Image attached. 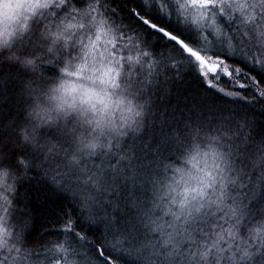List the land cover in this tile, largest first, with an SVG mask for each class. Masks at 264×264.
<instances>
[{
	"label": "snow or ice",
	"instance_id": "6c2138e0",
	"mask_svg": "<svg viewBox=\"0 0 264 264\" xmlns=\"http://www.w3.org/2000/svg\"><path fill=\"white\" fill-rule=\"evenodd\" d=\"M129 12L135 23L118 21L109 0H0V43H11L12 51L20 50L19 57L34 58L38 69L33 70L31 63L21 58L8 61L4 59L8 49L0 50V70L14 68L29 81L25 103L37 98L38 89L57 78L65 66V53L59 44V57L50 51L45 55L43 33L66 23L63 31L73 38L67 48L68 57L79 56L81 48L93 50L94 55L118 68L116 76L128 86V94L147 106L142 126L127 130L126 135L101 137L99 147L80 150L72 147L75 135L59 124L45 125L39 132V147L33 149L18 132L29 122L10 120L11 134L0 135V264H43L38 259L41 252L47 253L48 264H77L73 257L81 250L94 252L85 256L82 264H118L112 255L118 250L121 254L135 253L133 264H264V219H249L252 200L248 199L257 195L264 199V191L257 193L258 188L264 189V147L251 149L248 129L253 125L247 120L236 124L231 135L225 133L226 143H221L220 136L206 137L214 142L212 167L197 178L193 187L165 193L168 203L159 217L163 222L153 220L155 227L149 229L160 237L155 243H138L139 226L128 219H134L131 210L122 216L118 202L102 199L110 188L115 192L117 179L136 186L141 172L152 171L153 164L143 161L155 162L162 155L161 147L170 150L168 140L155 150L145 142L148 117L152 116L153 121L158 118L150 103L152 90L163 91L162 75L165 83L169 79L166 72L159 71L161 68L174 70L172 78L178 80L191 75L226 102L244 101L253 109L257 104L264 108V0H140L139 7ZM172 23L176 31L168 27ZM228 56H238L250 67L230 62ZM45 66L54 69V75L47 79ZM249 91L251 96L245 94ZM199 107L200 103L194 101L192 111ZM68 123L72 124L73 119ZM225 123L230 121L226 118ZM196 131L191 144L198 141L202 129ZM188 140L183 137V141ZM108 155L117 157V167L105 169L101 164L99 172L86 167L87 158ZM37 159L44 162L41 169L48 166L42 178L47 179L51 172L50 183L58 192L75 199L83 193L97 194L80 201L81 212L87 213L81 217L83 223L100 229L101 235L105 230H117L126 233V238L118 240L113 235L112 242L91 239L69 213L58 226L62 240L51 246L29 241L16 221V179L36 168ZM164 171L171 169L166 165ZM5 175L12 183H5ZM56 176L63 177V181L58 183ZM96 209H101L103 215ZM128 241L132 246L125 248Z\"/></svg>",
	"mask_w": 264,
	"mask_h": 264
},
{
	"label": "trees",
	"instance_id": "16d2710c",
	"mask_svg": "<svg viewBox=\"0 0 264 264\" xmlns=\"http://www.w3.org/2000/svg\"><path fill=\"white\" fill-rule=\"evenodd\" d=\"M109 4L116 9L118 21L123 19L124 22L135 23L129 9L139 7L140 0H109ZM141 10L143 11V9ZM168 27L174 31L177 30L175 23L169 24ZM180 34L188 35L187 32H181ZM155 39L153 37V40ZM157 47L159 48V45ZM227 59L230 62L239 63L246 69L250 67V65H245L238 56H228ZM159 71L162 74L166 72L169 79L165 83L162 75L160 83L163 91L156 88L152 90L150 103L152 104V112L157 114L158 118L153 121L152 116L148 117L149 129L146 133L145 142H150L155 150V147L163 145L164 141L168 140L171 142L170 150L165 151L161 147L162 155L155 162L143 161L144 164H153L152 171L147 172L145 170L141 172L136 186L124 179H117L113 185L115 192L110 188L108 194L102 197L105 202L109 199L114 203L118 202L122 216L131 210L134 219L129 216V223L139 226L138 243L145 244L155 243L160 238L158 234L151 232L149 229L155 227L154 224H151V221L163 222L159 220V217L163 215L162 209L168 203L165 186L168 183L171 171H164V166L180 162V157L191 145V138L197 135L196 130L198 127L202 131L198 134L199 139L197 142H204L207 136L215 135L221 137V143L223 144L227 142L225 133L231 135L236 130V124H243L247 120L253 125L248 129L252 141L251 149L257 150L264 147V108L259 104L253 109L251 105L245 104L244 101L226 102V98L220 96L214 90L206 88L191 75H185L183 80H178L172 78L174 70L161 68ZM44 75L45 78L53 76L54 69L45 66ZM28 83L26 76L14 68L6 66L0 70V135L11 134L10 120L23 123L26 108L30 104L25 103L28 100ZM222 84L225 88L229 87L225 82H222ZM164 93H167V96ZM245 94L252 95L250 91ZM194 101L200 103V107L195 112L192 111ZM226 118L230 123H225ZM154 122L155 127L152 126ZM184 136L189 137V140L183 141ZM157 141L160 142L159 145ZM181 143L184 144L183 148H180ZM72 147L74 148L75 145ZM57 150H60L59 146H57ZM34 163L37 164L36 168H32L26 175L21 173L16 179V221L29 241L38 240L51 246L53 243L62 240L63 234L58 230V226L62 224L69 213L77 219V227L86 232L91 239L112 242L113 235L118 240L126 238V233H120L117 230H113V233H108L105 230L104 234L101 235L100 229L90 228L82 222L81 217L87 215V213L81 212L82 205L80 201L84 200L86 196L97 195L96 193H83L79 199H75L68 194L58 192L50 183L53 179L51 172H49L47 179L42 178V172L48 171V166L44 165L43 169L40 168V165L44 164L42 159H37ZM133 163L135 164V161ZM85 164L88 169L99 172L101 164L105 169L110 165L117 167V157L112 155L93 156L87 158ZM139 166V164H136V167ZM119 167L123 168V165L121 164ZM55 179L59 183L64 178L56 176ZM126 183L127 186L125 187ZM262 191L264 189H257V193ZM248 199L252 200L250 205L252 216L249 219L254 222L264 219V199H261L259 195L255 198L249 196ZM105 207H107V204H105ZM96 211H100L103 215L101 209H96ZM108 211L111 213L112 209L109 208ZM167 219L168 217H164V220ZM40 232H43L42 236L38 235ZM136 234L134 233V235ZM29 246H34L37 249L40 247L39 244H30ZM131 246V241L124 244L125 248ZM88 255H94V252L81 250L80 255L73 258L77 261V264H82L83 258ZM112 255L117 258L118 264H133L135 259V253L131 255L126 252L121 254L119 250L113 252ZM46 257L47 253L41 252L38 259L43 261V264H48ZM35 259L37 257L34 255L33 260Z\"/></svg>",
	"mask_w": 264,
	"mask_h": 264
},
{
	"label": "clouds",
	"instance_id": "9594fccd",
	"mask_svg": "<svg viewBox=\"0 0 264 264\" xmlns=\"http://www.w3.org/2000/svg\"><path fill=\"white\" fill-rule=\"evenodd\" d=\"M66 26V23H61L52 32L43 33L45 55L50 51L53 56L59 57V44L65 53V66L57 78L38 89L37 98L26 108L25 119L29 123L21 125L18 132L31 143L33 149L39 147V132L45 125L59 124L68 129L75 135V146L80 150L99 147L101 137L126 135L127 130L142 126V117L147 111L142 101L128 94V86L116 76L118 68L115 65L101 60L93 54V50L86 48L79 50V56L68 57L67 48L73 38L64 33ZM5 48L8 52L4 59L11 62L17 58L28 60L33 70L38 71L34 58L19 57L20 50L12 51L11 43H0V50ZM37 78L40 79L39 76ZM70 118L73 119L72 124L68 123ZM213 143L207 139L193 142L178 164L168 165L171 175L166 192L193 187L197 178L203 177L205 171L211 169L215 151ZM4 181L12 183L7 175Z\"/></svg>",
	"mask_w": 264,
	"mask_h": 264
},
{
	"label": "rangeland",
	"instance_id": "374dc122",
	"mask_svg": "<svg viewBox=\"0 0 264 264\" xmlns=\"http://www.w3.org/2000/svg\"><path fill=\"white\" fill-rule=\"evenodd\" d=\"M162 210H163V212H164V211L166 210V207H163V209H162Z\"/></svg>",
	"mask_w": 264,
	"mask_h": 264
}]
</instances>
